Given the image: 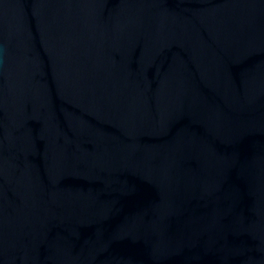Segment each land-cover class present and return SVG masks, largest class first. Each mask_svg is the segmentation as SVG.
<instances>
[{"label": "water", "instance_id": "95a60500", "mask_svg": "<svg viewBox=\"0 0 264 264\" xmlns=\"http://www.w3.org/2000/svg\"><path fill=\"white\" fill-rule=\"evenodd\" d=\"M0 264H264V0H0Z\"/></svg>", "mask_w": 264, "mask_h": 264}]
</instances>
